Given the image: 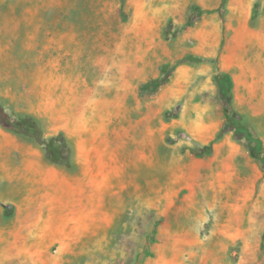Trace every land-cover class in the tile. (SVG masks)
<instances>
[{
    "label": "rangeland",
    "instance_id": "rangeland-1",
    "mask_svg": "<svg viewBox=\"0 0 264 264\" xmlns=\"http://www.w3.org/2000/svg\"><path fill=\"white\" fill-rule=\"evenodd\" d=\"M224 74L264 151V0H0V264H264Z\"/></svg>",
    "mask_w": 264,
    "mask_h": 264
},
{
    "label": "trees",
    "instance_id": "trees-1",
    "mask_svg": "<svg viewBox=\"0 0 264 264\" xmlns=\"http://www.w3.org/2000/svg\"><path fill=\"white\" fill-rule=\"evenodd\" d=\"M162 71L164 72V74H168L169 73V68L167 66H163L162 67ZM165 83V80H158V81H152L149 82L147 84H145L143 87L148 88V89H152V88H157L159 86H162ZM217 84L219 85V89L222 95H228V100H229V110L226 113V124H230L234 127H236V130L241 132L244 136L245 139L248 143L249 148L251 149L254 157L256 158H260L261 156H263L261 158V163H262V171L264 174V151L261 150L260 147V142L256 139H253L251 134L245 129L242 130L240 128V126L238 125V123L236 122V117H239V115L237 113H235L232 108H231V89H232V82L231 79L228 75L224 74L222 76L217 77ZM224 87H226V91L224 90ZM0 125L4 126V127H10L11 126V121L9 119V117L3 112V110L0 107ZM14 128L16 131L23 133L27 136L30 137H35L36 134H39V128L37 127L36 122L28 116H25L23 118H21L20 120H18L16 122V124L14 125ZM57 138H50L47 142H46V150L49 154V156L52 158L53 161H57L58 160V155H59V149L57 147V142H56Z\"/></svg>",
    "mask_w": 264,
    "mask_h": 264
}]
</instances>
